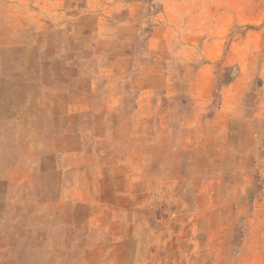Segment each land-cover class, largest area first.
<instances>
[{
  "label": "rangeland",
  "instance_id": "rangeland-1",
  "mask_svg": "<svg viewBox=\"0 0 264 264\" xmlns=\"http://www.w3.org/2000/svg\"><path fill=\"white\" fill-rule=\"evenodd\" d=\"M14 17L48 26L56 88L90 105L67 107L56 129L96 126L115 174L130 163L143 179L151 167L150 216L134 220L161 232L146 264H264V0H0V19ZM95 113L103 121L82 119ZM57 189L46 199L67 207L45 221L23 219L8 188L0 264H67L39 253L38 234L15 233L62 226L53 214L69 210L73 188ZM116 222L126 242L132 219Z\"/></svg>",
  "mask_w": 264,
  "mask_h": 264
},
{
  "label": "crops",
  "instance_id": "crops-1",
  "mask_svg": "<svg viewBox=\"0 0 264 264\" xmlns=\"http://www.w3.org/2000/svg\"><path fill=\"white\" fill-rule=\"evenodd\" d=\"M38 26L33 20L24 24L21 18L0 19V201L7 197L8 188H15L14 202L21 204V217L46 221L52 217L50 211L59 213L67 207L66 203H49L46 189L73 188L72 197L68 198L69 210H64L62 216L53 214L63 218L62 226H23L15 233L38 234L39 253L62 263L146 264L151 258L155 232L143 224L139 227L134 220L150 216L151 173L147 169L150 171L151 167L144 166L146 171L141 179L136 178L140 171L127 163L125 175L120 176L118 166L115 174L112 165L103 163L102 151L97 147L101 133L96 126L89 132L56 129L55 123L71 121V116L64 113L67 107L86 109L90 105L85 99L66 100L64 91L56 88L54 41L44 39L48 26L43 34ZM82 119L99 123L103 116L95 113ZM161 137H165L163 132L157 139ZM66 138L78 139L68 142ZM161 145L160 141L159 149ZM135 187L142 188V195H136ZM118 193L125 194V199L120 200ZM120 205L125 206V211L120 210ZM120 218L132 219L133 225L125 232L126 242L117 241L123 233L115 223ZM51 233L57 236L53 245L63 248L56 251V256L55 250L48 247L52 242L43 237Z\"/></svg>",
  "mask_w": 264,
  "mask_h": 264
}]
</instances>
